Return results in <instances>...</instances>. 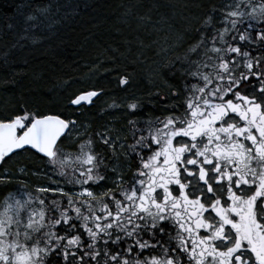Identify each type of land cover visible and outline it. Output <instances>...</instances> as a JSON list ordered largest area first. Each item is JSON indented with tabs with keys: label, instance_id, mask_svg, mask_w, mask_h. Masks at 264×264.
<instances>
[{
	"label": "snow or ice",
	"instance_id": "obj_1",
	"mask_svg": "<svg viewBox=\"0 0 264 264\" xmlns=\"http://www.w3.org/2000/svg\"><path fill=\"white\" fill-rule=\"evenodd\" d=\"M195 32L164 111L122 140L27 108L0 119V264H264V0H224ZM29 149L52 175L21 200L5 166Z\"/></svg>",
	"mask_w": 264,
	"mask_h": 264
},
{
	"label": "trees",
	"instance_id": "obj_2",
	"mask_svg": "<svg viewBox=\"0 0 264 264\" xmlns=\"http://www.w3.org/2000/svg\"><path fill=\"white\" fill-rule=\"evenodd\" d=\"M223 3L0 0V119L27 108L77 120L81 138L93 134L98 141L94 133L111 128L113 138L122 140L129 119L143 121L164 111L161 102L153 113L156 93H168L170 81L178 84L170 69L180 67L178 58L197 36L195 29ZM37 6H50V12L41 14ZM125 76L129 84L120 86L119 79ZM88 91L99 93L91 104H70L71 98ZM132 102L139 103L135 113L128 108ZM96 147L103 149L99 143ZM39 156L29 149L5 166L13 178L4 193L17 194L21 200H27L28 193L40 195L24 179L39 170L36 186L49 183L45 170L50 176L51 167ZM25 165L30 170L20 173Z\"/></svg>",
	"mask_w": 264,
	"mask_h": 264
},
{
	"label": "rangeland",
	"instance_id": "obj_3",
	"mask_svg": "<svg viewBox=\"0 0 264 264\" xmlns=\"http://www.w3.org/2000/svg\"><path fill=\"white\" fill-rule=\"evenodd\" d=\"M120 86H123V85H120ZM83 94V93H82ZM81 95V94H80ZM95 97H93L92 98V100L94 99ZM85 104H87V105H89V103L88 102H85ZM73 106H76V105H73ZM78 127V126H77ZM111 129V128H110ZM110 129H108V130H110ZM79 129H75V130H72L71 132V135H72V137L73 138H75V137H78L80 134L79 133H76L77 131H78ZM107 130V129H106ZM80 131V130H79ZM100 131H102V130H100ZM103 131H105V130H103ZM74 134V135H73ZM97 139H99L98 137H97ZM40 178V176L39 175H33L32 173L31 174H26V176H25V180L27 181V182H29V184L30 185H33V187H37L36 186V181L38 180ZM18 192V191H17ZM16 193V192H15ZM14 196L17 198V199H19V197H18V195L17 194H14Z\"/></svg>",
	"mask_w": 264,
	"mask_h": 264
},
{
	"label": "bare ground",
	"instance_id": "obj_4",
	"mask_svg": "<svg viewBox=\"0 0 264 264\" xmlns=\"http://www.w3.org/2000/svg\"><path fill=\"white\" fill-rule=\"evenodd\" d=\"M84 94V93H83ZM81 104H85V102H82Z\"/></svg>",
	"mask_w": 264,
	"mask_h": 264
},
{
	"label": "water",
	"instance_id": "obj_5",
	"mask_svg": "<svg viewBox=\"0 0 264 264\" xmlns=\"http://www.w3.org/2000/svg\"><path fill=\"white\" fill-rule=\"evenodd\" d=\"M32 150V149H31ZM33 151H35V150H33Z\"/></svg>",
	"mask_w": 264,
	"mask_h": 264
}]
</instances>
